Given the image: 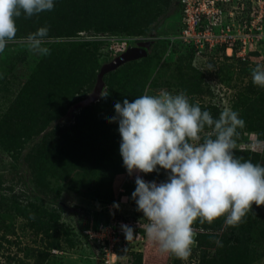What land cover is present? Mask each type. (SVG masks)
I'll use <instances>...</instances> for the list:
<instances>
[{
	"label": "rangeland",
	"instance_id": "1",
	"mask_svg": "<svg viewBox=\"0 0 264 264\" xmlns=\"http://www.w3.org/2000/svg\"><path fill=\"white\" fill-rule=\"evenodd\" d=\"M261 1L262 3L258 4V0H244L243 16L246 18L251 16L256 20L262 15L264 24V3L263 0ZM233 7L236 6L233 4ZM180 20L181 13L179 16L171 5L165 16L160 17L159 21L150 27L151 35L148 38L128 37L119 33L95 34L93 31L82 32L80 39L76 38L81 41L98 40L102 43L98 52L95 49L101 69L94 87L82 91L64 106L53 108L58 109L57 112L60 114L48 122L46 128H43V120L51 111L40 115L31 139L22 143L20 149L5 152L0 146V207L3 209L0 210V264H103L99 247L102 245V240L112 237L113 230L124 231L123 226L133 229L134 238L116 253L109 254L115 256L116 264H199L200 250L196 243L193 245L191 255L184 261L173 255L161 253L158 245L146 236L143 225L147 221L143 213L137 210L135 201L132 200V204L125 192L128 183L132 185V193L135 191L137 175L147 182L166 181L158 178L162 175L167 179L165 170L159 169V166L158 173L134 172L130 176L127 172L116 175L111 187L114 201L103 205L100 197L105 190L101 185L107 169L96 176L95 182L97 181L98 185L96 183V186L93 184L90 186L88 181L85 182L83 179L75 182L71 181L73 179L63 181L51 175L45 181H41L42 177L34 173L33 166L29 163L32 157V162L36 157L34 154L31 155V151H35L39 145L43 149L46 142L51 139L50 135L58 139L62 138L67 132L76 129L83 109L100 104L101 90L106 89L107 92L110 90L107 75L117 71L124 64L106 72L100 79V72L105 66L111 65L128 48L135 45L134 41L137 39L147 41L156 37L155 47L161 45L159 39L177 34ZM263 24L259 30L258 52L247 57L245 60L247 62L244 64L240 63L237 56H227L222 50L197 55L193 54L190 47L176 41L171 51L167 53V50L163 52L154 47L152 49L149 41L152 67L144 94L156 95L161 90L172 94L184 92L190 103L199 104L201 111L210 112L213 119H218L225 108L241 113L247 107L251 119L258 121L260 113L264 110V99L262 101L260 98L264 95V88L253 84L251 73L257 65L264 66ZM53 42L56 41L46 40L43 47L48 48ZM42 57L29 51L21 39L9 43L5 51L0 53V77H2L0 78V122H6L10 117L9 109ZM139 60L141 59L134 61ZM111 76L115 77L113 82H120V73ZM200 83V94L185 92V88L189 85L198 86ZM114 87L120 88L118 85ZM250 100L254 101L257 109H250L248 105ZM60 109H67L66 113L61 115ZM81 131L82 129L79 131L80 134ZM237 132L238 136L234 137L237 146L234 150L249 149L251 152H263L264 142L260 140L258 132H251L246 126L237 129ZM209 135H212V129L206 127L201 133L200 142L202 143L203 138ZM253 146H256L255 149ZM261 158L259 163L263 165L264 156ZM105 176L108 178L110 171ZM88 186L91 187L90 191L87 190ZM88 192L90 194L87 196ZM91 192L97 194V197L91 198ZM11 207L19 208L23 215L17 214ZM221 220L224 224L223 228L216 234L217 240L223 244L238 231L232 234L233 232L226 228L225 217H221ZM244 223L247 229L246 238L249 237L250 242L242 238L244 240L240 243L250 244L255 254L261 255L264 253V246L263 248L259 246V243H262L260 231L264 230V205L253 204L252 211H249ZM95 232H99V236H94ZM95 237L101 239L100 245L92 240ZM231 241L236 243L235 240ZM204 249L207 255V262L204 264H221L218 261L226 255L225 251L223 252L224 248L218 246L216 248L213 244H207ZM253 264H264V258Z\"/></svg>",
	"mask_w": 264,
	"mask_h": 264
},
{
	"label": "trees",
	"instance_id": "2",
	"mask_svg": "<svg viewBox=\"0 0 264 264\" xmlns=\"http://www.w3.org/2000/svg\"><path fill=\"white\" fill-rule=\"evenodd\" d=\"M171 5L180 16L181 7L178 0H54V9L51 11L42 12L29 19H25L23 14L17 18V39L22 40L39 28L47 27L49 31L46 40L56 42L50 43L48 47L50 55L41 58L30 79L22 87L21 93L9 109L10 117L6 122H0V146L3 150L6 152L20 149L22 143L31 139L40 115L51 111L43 120V128H46V124L60 114L57 112L58 109L53 108L64 106L82 91L94 87L101 69L95 49L98 52L102 43L98 40H76V38L80 39L82 32L119 33L128 37L148 38L151 35L150 27L157 23L160 17L165 16ZM134 42L136 45L137 40ZM151 44L152 49L157 48L154 42ZM191 51L195 54L193 48ZM150 53L148 57L139 61L125 62L117 71L107 75L110 86L107 98L100 99L99 105L83 109L76 129L67 132L60 139L50 135L51 139L47 141L49 143L46 142L43 149L39 145L35 151H31V155L34 154L36 157L34 162L32 157L29 163L33 166L34 173L42 177L41 181H45L51 175L63 181L73 179L71 181L75 182L83 179L85 182L88 181V185L96 186V176L107 169V173L110 171V176L107 178L105 176L107 173L104 174L101 186L108 193L104 192L100 200H103V205L114 201L112 182L116 175L127 173V169L120 155L121 136L118 124L109 123V119L115 115L116 102L123 104L125 99L132 102L135 98L144 95L152 67ZM245 62L247 61L240 60V63ZM117 72L121 74L120 82H113L115 77L111 75ZM114 85L120 86V90ZM192 85L185 88V92L200 94L201 83L198 86ZM260 98L263 101L264 95ZM251 100L248 104L250 109H257L254 101ZM247 109L249 108L245 107L239 113L240 118L245 121L247 129L258 132L260 140L264 142V110L259 108L263 111L258 121H254ZM66 110L60 109L61 115H64ZM80 129H82L81 134ZM234 152L243 160L264 166L259 163L264 156V149L262 153L251 152L249 149H237ZM158 178L166 180L162 175ZM131 186V183H128L125 192L133 204ZM89 194L90 192L86 195ZM92 196L96 198L97 194L91 192V198ZM0 210L3 209L0 207ZM14 211L23 215L19 208H15ZM243 224L245 223L237 227L226 225V228L233 232L232 234L235 231L238 233L223 242L222 247L218 246L224 248L223 252L225 251L226 254L225 257H221L219 263L253 264L264 258V253L256 255L250 244L240 243L244 240L242 238L250 242L249 237L246 238L247 229ZM223 225L221 218L211 224L207 222L201 224L199 220L194 222L192 227L197 230L195 240L200 250L199 264L207 262L204 251L207 244L216 245L217 248L216 232L222 230ZM260 234L262 243H259V246L263 248L264 230H261ZM231 240H235L236 243H232Z\"/></svg>",
	"mask_w": 264,
	"mask_h": 264
},
{
	"label": "clouds",
	"instance_id": "3",
	"mask_svg": "<svg viewBox=\"0 0 264 264\" xmlns=\"http://www.w3.org/2000/svg\"><path fill=\"white\" fill-rule=\"evenodd\" d=\"M53 9L54 0H0V53L17 42V18L23 14L29 19ZM48 31L41 27L22 42L37 55H50V49L43 47ZM251 75L253 84L264 88V66L257 65ZM107 96L102 89L100 98ZM114 108L109 123L118 124L120 155L128 174L158 173V166L167 174L160 183L137 175L132 193L147 221L143 225L146 236L161 253L187 260L196 243L194 222L211 224L225 217L227 226L237 227L245 222L253 204L264 205V166L234 152L237 129L245 127L239 112L225 108L213 119L199 104L190 103L184 92L165 90L132 102H116ZM206 127L212 135L201 143ZM123 230L127 240L134 238L131 227L123 226ZM215 243L223 246L220 240Z\"/></svg>",
	"mask_w": 264,
	"mask_h": 264
},
{
	"label": "built area",
	"instance_id": "4",
	"mask_svg": "<svg viewBox=\"0 0 264 264\" xmlns=\"http://www.w3.org/2000/svg\"><path fill=\"white\" fill-rule=\"evenodd\" d=\"M178 1L181 7V20L177 34L159 39L163 45L161 43L156 47L161 51L170 52L173 43L179 41L183 45L193 48L197 55L222 50L227 56L235 55L245 61L247 57L258 52L257 44L260 39L258 36L259 30L262 28L263 17L260 15L258 19L253 20L251 16L248 18L243 16L244 0ZM260 3L262 1L258 0V4ZM233 4L236 7H233ZM140 41H145V39H137V43ZM149 41L155 43L156 37L149 38L145 42ZM111 233L112 237L102 240V245L99 244L101 239L92 238L100 245L103 264H116L115 256L109 254L116 253L117 250L122 249L126 243L130 242L126 239L124 231L113 230ZM93 235L99 236V232H95Z\"/></svg>",
	"mask_w": 264,
	"mask_h": 264
},
{
	"label": "water",
	"instance_id": "5",
	"mask_svg": "<svg viewBox=\"0 0 264 264\" xmlns=\"http://www.w3.org/2000/svg\"><path fill=\"white\" fill-rule=\"evenodd\" d=\"M149 45V42L140 41L136 46L128 48L127 51L123 55L115 59V61L111 65L105 66L101 70L102 72H100L101 74L99 75L100 79L106 72L120 66L121 64H124L125 62L147 57L149 55Z\"/></svg>",
	"mask_w": 264,
	"mask_h": 264
},
{
	"label": "flooded vegetation",
	"instance_id": "6",
	"mask_svg": "<svg viewBox=\"0 0 264 264\" xmlns=\"http://www.w3.org/2000/svg\"><path fill=\"white\" fill-rule=\"evenodd\" d=\"M134 46H136V45H134Z\"/></svg>",
	"mask_w": 264,
	"mask_h": 264
}]
</instances>
